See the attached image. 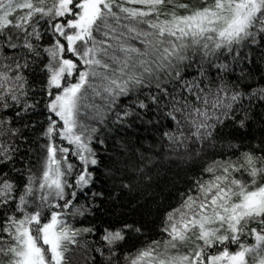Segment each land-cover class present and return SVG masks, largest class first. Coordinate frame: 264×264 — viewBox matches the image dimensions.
<instances>
[{"label": "snow or ice", "instance_id": "snow-or-ice-1", "mask_svg": "<svg viewBox=\"0 0 264 264\" xmlns=\"http://www.w3.org/2000/svg\"><path fill=\"white\" fill-rule=\"evenodd\" d=\"M0 264H264V0H0Z\"/></svg>", "mask_w": 264, "mask_h": 264}]
</instances>
